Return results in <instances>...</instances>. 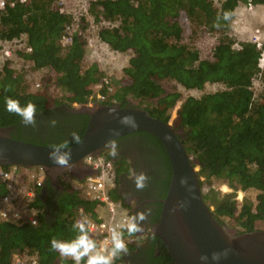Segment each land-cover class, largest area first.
<instances>
[{
  "label": "trees",
  "instance_id": "1",
  "mask_svg": "<svg viewBox=\"0 0 264 264\" xmlns=\"http://www.w3.org/2000/svg\"><path fill=\"white\" fill-rule=\"evenodd\" d=\"M57 1L6 0L2 10L0 39H13L26 33L33 49L19 53L28 58L33 67L53 70L43 80L45 87L34 91L23 88L22 76L14 75L13 62H5L0 76V128L6 131L14 127L12 137L23 138L22 133L36 137L56 133L57 126L51 133L45 132L48 121L55 117L47 115L64 104L76 107L75 102H87L93 84L104 74L96 62L84 66L87 40L83 33L75 31L70 44L62 43L61 37L73 15L63 12ZM250 1L264 4V0H221L219 4L213 0H92L89 3L95 19L103 21L99 23L100 38L114 51H132L122 78L117 80L119 86L113 92L103 87L101 94L106 97L99 103L142 106L165 121L171 120L176 108L174 124L181 129L179 136L194 166L200 167L199 177L223 178L235 190L222 194L211 187L203 195L216 218L225 225L224 218L229 216L231 224L240 227L238 232L257 230L261 225L264 229V87L260 92L253 88L255 77L262 71L261 54L250 39L238 38L232 30L238 4ZM225 13L230 14L229 18H225ZM116 20L120 21L118 26L104 24V21ZM190 20H198L209 31L219 32L212 58L202 57L199 48L181 40L184 22ZM79 23L81 30L87 27L84 16H80ZM174 35L177 38L171 39ZM167 78L186 88L202 89L208 82H218L221 88L200 96H183L180 90L166 88L164 80ZM262 78L264 86V72ZM50 82L63 92L50 91ZM9 86L10 90L5 91ZM6 97L19 100L22 106L34 103L38 113L36 127L28 126L23 130L21 118L6 110ZM131 99L141 103L132 104ZM88 119L87 114L78 127L81 138ZM133 135L143 143V154H153L159 160L162 172L158 178L162 186L159 196L164 198L172 174L166 148L158 135L147 130L134 131L117 139ZM50 138L48 135L47 140L31 141L49 145L65 141L58 138L49 141ZM76 178L70 172L59 175L60 188L53 185L50 177L46 178L34 200L42 209L38 224L0 220V264H11L15 252L28 249L38 251V264H74L71 259L62 261L59 253L50 248L54 237L58 240L75 238L77 233L72 225L80 206L97 218V202L87 200L73 187ZM153 180L151 176L148 182ZM200 182L202 187V180ZM45 186L49 192L43 195ZM249 188L258 190L256 198L245 196L240 201L236 191ZM6 192V182L0 175V195ZM112 195L119 199L115 191ZM157 203L155 221L160 219L163 200ZM127 247L128 253L134 250L135 240H129ZM128 253L122 254L114 264H132L127 260ZM135 258L136 264H175L159 235L150 247L141 248Z\"/></svg>",
  "mask_w": 264,
  "mask_h": 264
},
{
  "label": "water",
  "instance_id": "2",
  "mask_svg": "<svg viewBox=\"0 0 264 264\" xmlns=\"http://www.w3.org/2000/svg\"><path fill=\"white\" fill-rule=\"evenodd\" d=\"M89 119L82 136L81 145L72 144V160L67 168H60L48 158L49 144L19 139L0 128V164L43 166L47 177L57 181L59 175L71 172L78 178L89 173L83 159L89 154L103 152L109 139H117L138 130H147L159 136L168 153L172 174L160 219L152 226L175 264H264V229L246 232L229 231L214 215L206 202L200 177L189 156L174 122L165 121L138 105L122 106L115 103H100L83 106ZM115 109L110 114V110ZM132 116L136 127H125L120 118ZM119 130L118 136L111 131ZM81 172H75L77 166ZM219 253L220 259L213 260ZM207 257V260H202Z\"/></svg>",
  "mask_w": 264,
  "mask_h": 264
},
{
  "label": "built area",
  "instance_id": "3",
  "mask_svg": "<svg viewBox=\"0 0 264 264\" xmlns=\"http://www.w3.org/2000/svg\"><path fill=\"white\" fill-rule=\"evenodd\" d=\"M25 1L27 0H21V2ZM90 1L92 0H80V10L74 8L69 9L67 0L57 1L63 12H68L73 15L72 22L67 24L66 30L61 37L63 44H70L73 41L74 32L79 31V33L84 34L88 49L100 50V44L96 41L102 40L99 36V23L103 21L96 20L89 10ZM255 4L251 1L248 2L247 10L253 11ZM5 6L6 0H0V21L2 10ZM80 16H84L87 21V27L84 30L79 28ZM244 16L240 11L235 12L232 18V27L234 29H237L243 23ZM119 23V20L113 22L104 21L105 25H111V27L118 26ZM250 40L255 44L261 54L262 71L255 77L253 82L254 90L260 92L264 87L262 78V73L264 72V28L254 27L251 31ZM32 49V46L28 43V35L26 33H23L21 36H16L13 39H0V71L6 61L15 59L17 56L23 57L19 52H30ZM102 49H104L103 46ZM106 86L109 92L115 90V85L108 72L104 73L101 79L93 85L94 93L90 95L89 101L85 104L88 106L99 104L100 99L106 97V95L101 94L102 88ZM83 163L90 172L85 174L83 178L77 177L73 182V187L80 191L87 200L97 202L95 208L97 218L90 215L85 207L80 206L76 220L87 218L91 222V236L95 237L96 241L103 245L108 240L110 229L131 216L127 208L121 204L120 200L115 199L112 195L116 187L113 159L108 157L104 152H101L85 156ZM0 175L5 180L7 187V192L0 195V220L38 224L42 209L34 204V200L37 195V189L43 185L47 178L45 168L40 165L34 167L24 165L0 166ZM124 239L128 244V235L124 236ZM38 262V251L28 249L15 252L11 264H38Z\"/></svg>",
  "mask_w": 264,
  "mask_h": 264
},
{
  "label": "clouds",
  "instance_id": "4",
  "mask_svg": "<svg viewBox=\"0 0 264 264\" xmlns=\"http://www.w3.org/2000/svg\"><path fill=\"white\" fill-rule=\"evenodd\" d=\"M229 15L230 14L225 13V18L226 19L229 18ZM115 52L123 53L127 51H115ZM128 52H132V51L128 50ZM103 72L107 73L104 70ZM10 87L11 86L6 88L5 91L10 90ZM85 103H81V104H83V106H88ZM5 105H6V110L9 113L15 114L16 116L20 117L22 123L25 126L36 127L37 108L34 103L28 102L26 105L22 106L19 100L12 99L11 97H6ZM75 105H78V102H75L74 106ZM114 112L115 109L110 110V114ZM57 123L58 121L56 119H51L49 121L51 127H55ZM120 124L125 127L137 126L135 118L132 116L121 117ZM111 134L113 136H118L119 130L113 129L111 131ZM73 143L77 145H81L83 143L82 138L75 131L71 133L70 141L65 140L61 143L52 145L50 147L51 151L48 154V158L52 161L53 164L57 165L60 168L69 167L70 162L72 160L71 146ZM105 147L109 150V154L113 158L119 155V146L115 139H109L105 143ZM130 178L133 179L135 187L138 191H143L145 188L148 187L149 177L146 173L131 172ZM150 211H151L150 209L147 211H139L135 215L125 219L124 221L118 223L116 226L112 227L109 232L108 240L105 241L103 245H101L95 239L92 238L90 234L91 222L87 218L78 219L72 225L73 231L77 233L75 238L71 240H58L54 237L51 240L50 250L59 253V256L62 261L66 259H71L72 261H74V264H82V262H84V264H114V261L120 258L122 254L128 253L127 243L125 242L124 239L125 232L127 233L128 236H132L137 233H142L144 231L143 224L147 221L148 215H150ZM33 223H35V221H33ZM220 255L221 254L219 253H214L212 259L218 261L220 259ZM202 260L206 261L207 257H202Z\"/></svg>",
  "mask_w": 264,
  "mask_h": 264
},
{
  "label": "rangeland",
  "instance_id": "5",
  "mask_svg": "<svg viewBox=\"0 0 264 264\" xmlns=\"http://www.w3.org/2000/svg\"><path fill=\"white\" fill-rule=\"evenodd\" d=\"M216 4H219L221 0H213ZM69 3V9H81V2L80 0H67ZM101 24V23H100ZM260 27L261 29L264 28V23L259 20H249L248 26H246V22L240 26L237 29H234L233 27V33L238 38L243 37H249L251 36V31L253 27ZM241 28V29H240ZM219 34L218 31L213 30L209 31L203 23L199 22L198 20H190L188 23L187 21L184 22V30L183 35L181 37V40L190 46H196L199 48L200 53L202 57L204 58H212L213 57V45L215 44L217 35ZM170 38V37H169ZM177 38L175 35L172 36L171 39ZM98 44H100L99 48L100 50H90L87 48L84 58V66L88 67L91 63H98L101 69H103L105 72H108L111 76V78L114 81L115 88L119 86V82L117 80H120L124 74L123 68L128 65L129 58L132 52H123L118 53L112 50L111 46L103 40H97ZM102 46L104 49H102ZM106 46V47H105ZM12 67H14V75L16 77L22 76V87L28 90H40L43 89L45 86L44 81L46 75H50L53 70L51 68H35L32 66V63H30L28 58L19 57L17 56L15 59L11 60ZM2 65V69H3ZM2 71H0V76ZM55 74V73H54ZM14 76V77H15ZM52 77H50L51 79ZM52 81V79H51ZM53 82L49 83V90L53 93L60 94L63 92L62 89L59 87H56ZM164 85L167 89H177L180 90L183 94V96L187 95H195L200 96L204 92L208 91H215L219 88H221V84L218 82H208L204 88H186L182 84H180L178 81L174 79L167 78L164 80ZM94 93V92H93ZM132 104H140L141 102L138 99H131ZM77 107H82L83 104L78 103V105H75ZM177 116V109H173L171 121L174 122L175 117ZM200 167L196 166V169L198 170ZM202 180V191L207 192L211 187L216 188L218 191H220L222 194L227 192L235 191L230 185L227 184L226 180L223 178H219L216 176H212L211 178H206L205 176H202L200 178V181ZM73 181H75L73 179ZM238 199L241 201L244 199L245 196L256 198V194L258 190L256 188H249L248 190H242L238 189L237 191ZM226 220V224L224 225L229 231L231 232H238L240 229L239 226H234L231 224V219L229 216L224 218ZM260 229H263V225L259 226ZM146 236L142 235L140 240L144 239ZM129 240H135L136 236L135 234L132 236H128Z\"/></svg>",
  "mask_w": 264,
  "mask_h": 264
},
{
  "label": "flooded vegetation",
  "instance_id": "6",
  "mask_svg": "<svg viewBox=\"0 0 264 264\" xmlns=\"http://www.w3.org/2000/svg\"><path fill=\"white\" fill-rule=\"evenodd\" d=\"M56 108L57 109L54 113H50L47 115L46 112L44 114L47 115V117L55 116L53 117V119H56L58 121L56 125L58 129H56V133H52L53 136L52 134H37L40 137H36L34 134L22 133V137L28 138L29 141L41 138L42 140H47V136L50 135L51 138L49 141H52L53 138L71 140V133L73 131L78 133L79 125L81 122L83 123V120L86 119L88 113L83 109V106L72 107L64 104ZM27 127L28 126L24 125L23 130H25ZM53 128L55 127H51L50 124H47L44 130L45 132L51 133L53 131ZM13 129L14 127L7 129L6 133L10 135L11 130ZM116 142L119 146V155L117 157L113 158L109 154V150L107 148L104 150L105 154L108 153L110 158L114 161L116 187L113 191H115V193L119 196L121 204H123L127 208L130 216L135 215L139 211H147L149 209L151 210L150 215H148L147 221L143 224L144 231L142 233L135 234L136 248L128 253L127 260L132 264H136V254H138L141 248H145L146 246L150 247L156 235H158L152 232V226H154V224L158 222L154 220L159 206L157 201L163 200L162 196H159L162 186L159 183L160 180H158L162 172L159 168V160L154 157L153 154H143V143L138 137L134 135L130 137H123L121 139H117ZM126 167H129L128 171L126 170ZM81 169V166L78 165L77 167H75L74 171L80 173ZM131 172H144L148 175L150 180L151 176H153L155 180L148 182V187L143 191H138L135 187L133 179L130 178ZM52 183L57 188H60L61 186L58 180L56 182L52 181ZM56 191L57 189H55V192ZM42 192L43 195H46L49 192L47 186L43 188ZM142 235L146 237L140 240V237Z\"/></svg>",
  "mask_w": 264,
  "mask_h": 264
},
{
  "label": "crops",
  "instance_id": "7",
  "mask_svg": "<svg viewBox=\"0 0 264 264\" xmlns=\"http://www.w3.org/2000/svg\"><path fill=\"white\" fill-rule=\"evenodd\" d=\"M247 4H248V2H240L236 8V12L240 11L245 15L243 23L240 26H242L245 22H246V26H248V22L251 19L252 20H259V21H262V23H264V4H257L256 3L253 11L247 10ZM240 26H238V28ZM238 28H237V30H239ZM242 39H249V37L248 38L243 37Z\"/></svg>",
  "mask_w": 264,
  "mask_h": 264
}]
</instances>
